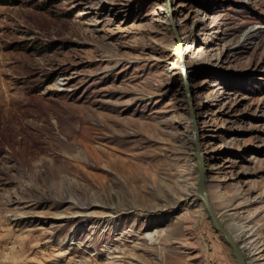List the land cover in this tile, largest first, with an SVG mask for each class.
Here are the masks:
<instances>
[{
	"label": "rangeland",
	"instance_id": "374dc122",
	"mask_svg": "<svg viewBox=\"0 0 264 264\" xmlns=\"http://www.w3.org/2000/svg\"><path fill=\"white\" fill-rule=\"evenodd\" d=\"M194 136L264 264V0H0V264H237Z\"/></svg>",
	"mask_w": 264,
	"mask_h": 264
},
{
	"label": "water",
	"instance_id": "95a60500",
	"mask_svg": "<svg viewBox=\"0 0 264 264\" xmlns=\"http://www.w3.org/2000/svg\"><path fill=\"white\" fill-rule=\"evenodd\" d=\"M175 38L177 41H179L178 36H176ZM180 53H183V51L179 49L178 55H180ZM180 69L184 77V80H186L185 79L186 78V68L183 71L182 66H180ZM194 144H195V159H196L195 168L197 170V179H196L195 189L198 195V199L200 200L201 205L203 206L205 212L207 213L208 218L211 220L213 228L216 230V232L222 235L226 243L231 247L232 254L236 260V263L237 264H247L246 257H245V254L243 253L244 250L242 249V246L239 243H237L235 238L231 235V232L229 231V229L226 228L225 225H223L219 216L216 214L215 210L213 209L211 205V202L209 200V196H208V193L205 187L204 161L202 157L200 156V154L198 153V150H197L198 143H197V139L195 136H194Z\"/></svg>",
	"mask_w": 264,
	"mask_h": 264
},
{
	"label": "bare ground",
	"instance_id": "6f19581e",
	"mask_svg": "<svg viewBox=\"0 0 264 264\" xmlns=\"http://www.w3.org/2000/svg\"><path fill=\"white\" fill-rule=\"evenodd\" d=\"M177 54H178V52H179V48H177ZM181 51H183V48H182V50ZM184 53V52H183ZM183 53H180V55H178V61H177V63H175L176 65L175 66H177V67H180V66H182V69H183V71H184V69L187 67V65L185 64V61L183 60ZM187 69V68H186ZM184 74H185V72H184ZM61 146L65 149V150H67V151H69V152H74L75 150H76V147H75V145H71L70 143H62L61 144ZM92 152V151H91ZM97 153V152H96ZM94 156V155H93ZM76 157H78L77 155H76ZM92 157V156H91ZM73 158V157H72ZM93 158V157H92ZM66 159V158H65ZM102 159H103V157H102ZM102 159H101V157H100V155H95V165H97L99 162H102ZM62 161V160H61ZM70 161V160H69ZM66 162V161H65ZM75 162H77V161H75ZM93 162V161H92ZM61 163V162H60ZM59 163V164H60ZM72 163H73V161H72ZM105 163H106V161H105ZM66 164H67V162H66ZM75 164V163H74ZM74 164H72V165H74ZM107 164L109 165V166H111V167H113L114 166V168H117V165L114 163V162H112L111 160H107ZM65 165V164H64ZM69 164H67V166H68ZM57 166V165H56ZM60 167H63V165L61 164V165H59ZM66 166V168H68L67 170H69V167H67ZM73 170V169H72ZM71 170V171H72ZM81 170V169H80ZM56 171V170H55ZM70 171V172H71ZM75 171V170H74ZM77 171V170H76ZM241 227H242V231H244V225H241ZM147 237L150 239V240H152L153 239V235H152V233H148L147 234ZM237 240V239H236ZM239 240H242V239H240L239 238ZM238 240V241H239ZM242 243V242H241ZM243 243L244 244H242L241 246H242V249L243 250H246V251H249L250 252V250L252 249L251 248V246H252V244H251V241H247V242H245V241H243ZM248 252V253H249ZM249 255H252L251 253L249 254ZM253 260H254V258H252Z\"/></svg>",
	"mask_w": 264,
	"mask_h": 264
}]
</instances>
